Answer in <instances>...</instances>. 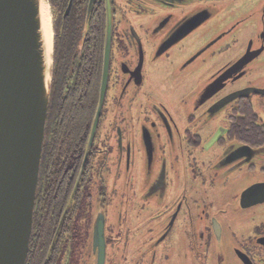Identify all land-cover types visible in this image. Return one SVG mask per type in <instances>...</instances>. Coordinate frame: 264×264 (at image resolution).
Masks as SVG:
<instances>
[{
  "label": "flooded vegetation",
  "instance_id": "1",
  "mask_svg": "<svg viewBox=\"0 0 264 264\" xmlns=\"http://www.w3.org/2000/svg\"><path fill=\"white\" fill-rule=\"evenodd\" d=\"M109 3L106 51L107 0L50 2L53 74L26 264H97L100 220L104 264H264L263 197L249 191L264 190L254 174H264V142L242 121L251 97H264V74L259 87L235 85L264 70V0ZM209 16L221 19L217 35L191 58L175 50ZM228 38L244 49L210 59L209 76L191 67ZM225 108L227 124L213 122Z\"/></svg>",
  "mask_w": 264,
  "mask_h": 264
},
{
  "label": "water",
  "instance_id": "2",
  "mask_svg": "<svg viewBox=\"0 0 264 264\" xmlns=\"http://www.w3.org/2000/svg\"><path fill=\"white\" fill-rule=\"evenodd\" d=\"M41 2L47 4L51 17L48 0H0V264H26L32 232L54 51L51 29L52 43L46 57ZM109 4L107 0L106 51L112 32ZM244 58L229 71L244 67L248 62ZM105 85L103 77L95 124ZM248 93H235L220 103L216 111L230 99ZM257 188L249 191L253 197H263L257 202L262 203L264 190L261 193ZM93 235V245L98 249L97 264H104L102 220L95 223Z\"/></svg>",
  "mask_w": 264,
  "mask_h": 264
},
{
  "label": "rangeland",
  "instance_id": "3",
  "mask_svg": "<svg viewBox=\"0 0 264 264\" xmlns=\"http://www.w3.org/2000/svg\"><path fill=\"white\" fill-rule=\"evenodd\" d=\"M123 2V0H121ZM195 3L192 4H188V6H182L181 9L177 8L175 10H181L182 12H192ZM226 9V8H225ZM232 10L230 9H226L221 15L223 17H227ZM186 14H190V13H186ZM181 15V14H180ZM177 16L176 19L181 18L182 16ZM188 16V15H185ZM196 16H200L196 15ZM195 17V15H194ZM193 17V18H194ZM192 18V17H191ZM200 19V17H197V21ZM221 19L216 18L214 16H209L207 17V19H204L203 21H201L200 23H198L196 26L193 27V29L190 31V33L187 35V37L185 38V41L183 42V44H179L175 47V50L182 52L184 50V48L186 49V58L188 57H193L195 54H197V52H199L201 49L204 48L205 44L211 40L213 37H215L217 35V32L221 29V27H219L218 25L220 24ZM196 24V23H195ZM230 38L224 40L223 42L218 43L215 47L210 48L204 55L200 56L197 61L195 62V64H192L191 67L194 69V67H199L201 64H205V68H206V75L209 76L211 73V69H212V64L210 63L211 60L210 59H214L218 62V63H223L232 53H239L241 50L238 49H244V46H237V47H233V48H228V46H226V44H224V42H226L228 40V42ZM233 38H231L232 40ZM185 46V47H184ZM251 66V65H250ZM249 66V67H250ZM264 74V70L263 72H258L256 71L255 68H252V70L250 72H247L243 77H241L240 79H238L235 82V85L238 88H242L244 87V85L250 84L253 87H259V79L261 77V75ZM204 78V76H200L198 77L193 83L191 84H199L200 81ZM251 105L253 108V111L255 112V114L258 116L259 118V122L264 123V97L259 95H253L251 97ZM228 108H225L224 110H222V112L216 117L214 118L212 121L216 122V123H223L224 125L227 124V120H226V113L228 112ZM263 163V162H262ZM264 164V163H263ZM260 165L256 166L255 169V177H264V174H261L260 170H259Z\"/></svg>",
  "mask_w": 264,
  "mask_h": 264
},
{
  "label": "bare ground",
  "instance_id": "4",
  "mask_svg": "<svg viewBox=\"0 0 264 264\" xmlns=\"http://www.w3.org/2000/svg\"><path fill=\"white\" fill-rule=\"evenodd\" d=\"M40 19H41V32L44 41V48L46 50V57L50 53V47L52 43V27L51 17L49 14V7L46 3L41 2L40 5Z\"/></svg>",
  "mask_w": 264,
  "mask_h": 264
},
{
  "label": "trees",
  "instance_id": "5",
  "mask_svg": "<svg viewBox=\"0 0 264 264\" xmlns=\"http://www.w3.org/2000/svg\"><path fill=\"white\" fill-rule=\"evenodd\" d=\"M51 3L55 4L56 0H49ZM55 12V11H54ZM88 21L91 20V15L88 16ZM87 21V22H88ZM88 25V23H87ZM245 114V119H243L242 121L246 122V123H255L257 125L256 130H255V142H264V128L258 126L259 123V118L258 116L255 114V112L253 110H251L249 107H247V112L244 113Z\"/></svg>",
  "mask_w": 264,
  "mask_h": 264
}]
</instances>
